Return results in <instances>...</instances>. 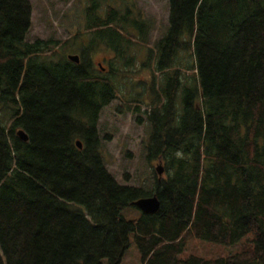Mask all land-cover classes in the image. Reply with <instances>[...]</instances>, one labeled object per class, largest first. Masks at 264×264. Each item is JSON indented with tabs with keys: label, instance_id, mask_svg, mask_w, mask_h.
Listing matches in <instances>:
<instances>
[{
	"label": "trees",
	"instance_id": "obj_1",
	"mask_svg": "<svg viewBox=\"0 0 264 264\" xmlns=\"http://www.w3.org/2000/svg\"><path fill=\"white\" fill-rule=\"evenodd\" d=\"M102 1L85 9L76 64L48 59L51 40L26 41L28 0H0V108H11L0 123V264H119L131 240L141 264H264V0H167L138 101L149 108L146 160L165 175L153 171L147 190L105 167L97 124L116 90L89 55L103 46L123 58L148 25L127 0ZM150 196L156 214L124 218ZM189 239L243 246L181 259Z\"/></svg>",
	"mask_w": 264,
	"mask_h": 264
},
{
	"label": "rangeland",
	"instance_id": "obj_2",
	"mask_svg": "<svg viewBox=\"0 0 264 264\" xmlns=\"http://www.w3.org/2000/svg\"><path fill=\"white\" fill-rule=\"evenodd\" d=\"M28 1L32 12L26 41L54 42L48 55V59L53 57L54 61L67 59L68 55L80 57L81 46L89 40L88 33L84 30L85 9L89 0ZM100 3L104 9L106 2L100 0ZM108 4L113 5L110 1ZM124 4L130 6L133 12L140 14L141 19L146 21L147 41L140 43L136 40V31H133L135 37H129L131 46L123 58H118L114 52L103 46H99L89 55L94 69L110 78L116 90L115 99L100 114L97 131L107 171L121 185L147 190L153 182V171L162 166L158 160H146L145 144L149 125L143 112L149 108L143 103L141 106L138 101L145 102V95L150 93L148 83L153 78L156 61L154 44L166 32L169 9L167 0H127ZM119 5L120 8L124 7L122 3ZM186 75L192 76L193 73L187 71ZM156 82L159 83V79ZM142 94H145L144 97ZM138 106H141V112L134 113L133 109ZM8 112H11L9 106L0 108L1 124H4ZM164 176L162 170L160 178ZM140 213L132 207L122 209V215L129 221L136 219ZM185 245L181 259L190 255L214 259L240 252L243 243L225 247L189 239ZM102 264H107V261H102ZM119 264H141L140 254L132 240Z\"/></svg>",
	"mask_w": 264,
	"mask_h": 264
},
{
	"label": "water",
	"instance_id": "obj_3",
	"mask_svg": "<svg viewBox=\"0 0 264 264\" xmlns=\"http://www.w3.org/2000/svg\"><path fill=\"white\" fill-rule=\"evenodd\" d=\"M67 59L74 63H79V56L78 55H68ZM103 70V69H102ZM16 135L23 141L26 142L28 140L27 134L24 132L23 129H19L16 132ZM76 146L78 149L82 148V143L77 140ZM156 172L158 175V178H160L162 174V170L160 167L156 168ZM133 205L142 213L145 215H153L156 214L160 208V203L158 199L155 196L145 197L137 199L133 202Z\"/></svg>",
	"mask_w": 264,
	"mask_h": 264
}]
</instances>
